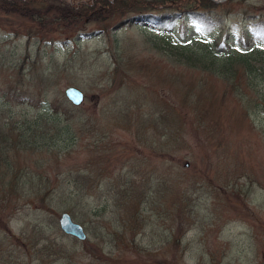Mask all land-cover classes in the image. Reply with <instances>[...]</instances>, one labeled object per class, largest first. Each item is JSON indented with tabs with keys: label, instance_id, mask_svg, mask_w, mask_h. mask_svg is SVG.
Masks as SVG:
<instances>
[{
	"label": "rangeland",
	"instance_id": "1",
	"mask_svg": "<svg viewBox=\"0 0 264 264\" xmlns=\"http://www.w3.org/2000/svg\"><path fill=\"white\" fill-rule=\"evenodd\" d=\"M221 2L226 52L264 0ZM13 6L0 4V264H264V61H197L118 15L73 25ZM49 107L66 122L33 127Z\"/></svg>",
	"mask_w": 264,
	"mask_h": 264
},
{
	"label": "trees",
	"instance_id": "2",
	"mask_svg": "<svg viewBox=\"0 0 264 264\" xmlns=\"http://www.w3.org/2000/svg\"><path fill=\"white\" fill-rule=\"evenodd\" d=\"M0 4L1 6L14 5L15 10L21 9L20 12L24 16L32 20L33 17L35 20L39 19L38 22L62 19L46 14L48 10L63 17L67 16L73 25L85 19L102 22L110 16L118 15L121 19L120 24L147 22L157 27L171 28L170 32L158 31L155 35L171 38L170 46L173 50L180 49L181 45V50L189 52V56L197 61L204 59L212 61L216 56H224L226 59L242 58L247 66H250L253 60L264 61V43H261L264 40L263 15L254 16L251 23L240 27L239 36L236 38L239 44L235 46V50L222 52L215 49L214 51V47L220 46L226 34L224 22L217 11L218 7L225 4L218 0H0ZM195 27H202L204 30H211L215 27L217 30L215 36H189L190 29ZM82 30L81 27L80 31ZM192 42H196L197 47L193 48ZM243 47L245 48L242 49ZM64 117L67 119L66 116ZM41 118H43L42 121L35 120L33 127L42 122L46 124L66 122L62 114L51 107ZM68 124L67 122L64 127L69 128ZM27 130L31 131L32 128L27 127Z\"/></svg>",
	"mask_w": 264,
	"mask_h": 264
},
{
	"label": "water",
	"instance_id": "3",
	"mask_svg": "<svg viewBox=\"0 0 264 264\" xmlns=\"http://www.w3.org/2000/svg\"><path fill=\"white\" fill-rule=\"evenodd\" d=\"M65 95L73 104L76 105L80 104L83 101V97H84L83 93L75 87H68L65 90ZM59 224L61 229L65 233L74 235L79 239L85 238L83 227L80 224L74 222L68 213L66 212L62 213L59 219Z\"/></svg>",
	"mask_w": 264,
	"mask_h": 264
}]
</instances>
